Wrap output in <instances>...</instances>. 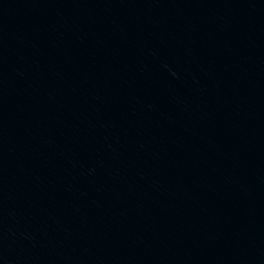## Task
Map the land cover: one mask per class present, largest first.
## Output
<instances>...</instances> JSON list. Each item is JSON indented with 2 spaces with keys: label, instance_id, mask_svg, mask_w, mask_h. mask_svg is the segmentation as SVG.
I'll use <instances>...</instances> for the list:
<instances>
[{
  "label": "water",
  "instance_id": "95a60500",
  "mask_svg": "<svg viewBox=\"0 0 264 264\" xmlns=\"http://www.w3.org/2000/svg\"><path fill=\"white\" fill-rule=\"evenodd\" d=\"M0 264H264V0H0Z\"/></svg>",
  "mask_w": 264,
  "mask_h": 264
}]
</instances>
